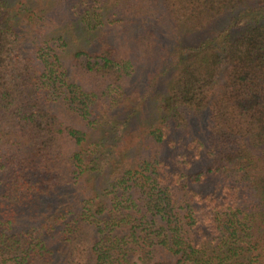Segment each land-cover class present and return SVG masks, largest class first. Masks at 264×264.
<instances>
[{"label": "trees", "instance_id": "obj_1", "mask_svg": "<svg viewBox=\"0 0 264 264\" xmlns=\"http://www.w3.org/2000/svg\"><path fill=\"white\" fill-rule=\"evenodd\" d=\"M0 264H264V0H0Z\"/></svg>", "mask_w": 264, "mask_h": 264}]
</instances>
